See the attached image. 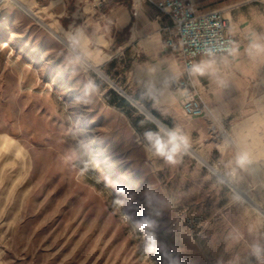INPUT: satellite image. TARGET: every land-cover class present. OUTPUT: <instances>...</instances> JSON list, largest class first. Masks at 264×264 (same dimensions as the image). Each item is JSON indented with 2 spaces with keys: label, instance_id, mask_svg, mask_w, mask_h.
Listing matches in <instances>:
<instances>
[{
  "label": "rangeland",
  "instance_id": "rangeland-1",
  "mask_svg": "<svg viewBox=\"0 0 264 264\" xmlns=\"http://www.w3.org/2000/svg\"><path fill=\"white\" fill-rule=\"evenodd\" d=\"M40 10L0 0V264H170L169 254L180 264H257L249 245L264 237V67L232 115L187 117L173 91L162 114L131 91L121 64L77 48ZM89 81L99 87L85 94ZM125 97L188 135L179 162L150 153L143 133L160 123ZM238 148L252 163L230 175ZM145 217L155 222L151 251L132 227Z\"/></svg>",
  "mask_w": 264,
  "mask_h": 264
},
{
  "label": "crops",
  "instance_id": "crops-1",
  "mask_svg": "<svg viewBox=\"0 0 264 264\" xmlns=\"http://www.w3.org/2000/svg\"><path fill=\"white\" fill-rule=\"evenodd\" d=\"M30 1L41 7V14H47L58 30L80 35L77 48H84L105 63L115 60L116 65L121 64L126 84L139 99L161 109L162 114L169 108L168 97L173 94L170 81L179 77L182 63L177 52L165 46L172 25L166 14L146 0H106L101 9H94L91 0ZM192 1L201 12L222 11L239 44L240 54L228 57L227 66L220 64L224 85L212 83L207 77L195 79L213 111L232 115L244 104L245 87L264 67V57L250 59L244 53L253 33L264 34V4L259 0Z\"/></svg>",
  "mask_w": 264,
  "mask_h": 264
},
{
  "label": "built area",
  "instance_id": "built-area-1",
  "mask_svg": "<svg viewBox=\"0 0 264 264\" xmlns=\"http://www.w3.org/2000/svg\"><path fill=\"white\" fill-rule=\"evenodd\" d=\"M158 11L166 14L172 22L170 35L165 40V46L177 52L182 63L179 77L170 81L171 89L180 97L184 114L190 118L214 117L211 108L207 105L203 92L195 79L191 78L186 69L193 63L205 58L208 48L217 52V58L227 55L224 49L236 44L230 31L229 19L222 11L201 12L192 0H146ZM106 0H91L92 7L98 9ZM104 74L100 76L109 81L112 88L118 93H126L98 66ZM107 76V77H106ZM107 78V79H106ZM123 95V94H122ZM138 110L140 103L135 97L130 100L125 97ZM146 109V108H145ZM153 115V114H152Z\"/></svg>",
  "mask_w": 264,
  "mask_h": 264
},
{
  "label": "clouds",
  "instance_id": "clouds-1",
  "mask_svg": "<svg viewBox=\"0 0 264 264\" xmlns=\"http://www.w3.org/2000/svg\"><path fill=\"white\" fill-rule=\"evenodd\" d=\"M81 39L80 35L73 37V43L78 44ZM227 53L225 56L217 58V52L213 48L205 50V58L199 62L193 63L186 69L188 75L193 79L199 77H207L210 82L217 85H224L225 81L222 78V69L220 64L228 65V57H236L240 54L239 44H231L230 47L224 49ZM244 53L250 59L264 57V34L253 33L249 38V42L244 49ZM81 59L80 56L76 57ZM98 85L94 81H89L85 85V94L96 92ZM158 130H146L143 133V139L146 146L153 156L163 159L166 163L175 164L179 162L180 157L186 154L190 149V141L188 135L179 126L175 128H167L163 125H157ZM252 163V159L247 149L238 148L233 159L228 162L227 167L230 168V175H235L241 171H247ZM123 191V189H119ZM117 203H120L118 200ZM133 229L143 234L146 242V251H151L156 245V238L152 230L155 227V222L145 217L132 225ZM264 237L254 240L249 245V254L255 258L257 264H264ZM166 261L170 264H180L179 258H173L170 254L166 256Z\"/></svg>",
  "mask_w": 264,
  "mask_h": 264
},
{
  "label": "bare ground",
  "instance_id": "bare-ground-1",
  "mask_svg": "<svg viewBox=\"0 0 264 264\" xmlns=\"http://www.w3.org/2000/svg\"><path fill=\"white\" fill-rule=\"evenodd\" d=\"M1 1H6V0H1ZM34 14H37V12L36 13H34ZM38 18H40V17H38ZM83 62H85L86 64H87V66L88 67H94L101 75H103L104 76V74H103V72L101 71V70H99V68H98V66H96V65H94V64H91V62L90 61H88V60H86V61H84V60H82ZM107 77V76H106ZM107 79V78H106ZM108 80V79H107ZM137 107L139 108V110L149 119V120H151L147 115H146V113H149L158 123H160V125H163V126H165V127H167L166 125H164V124H162L157 118H155V116L154 115H152V113L150 112V111H148L147 109H145V108H143L142 106H140V105H137ZM146 112V113H145ZM152 121V120H151ZM155 123V122H154ZM167 128H169V127H167ZM211 169H215V168H211ZM217 173H218V171H217Z\"/></svg>",
  "mask_w": 264,
  "mask_h": 264
},
{
  "label": "trees",
  "instance_id": "trees-1",
  "mask_svg": "<svg viewBox=\"0 0 264 264\" xmlns=\"http://www.w3.org/2000/svg\"><path fill=\"white\" fill-rule=\"evenodd\" d=\"M115 65H116V61H115V60L112 61V62L110 63V66H111V67H115ZM121 104H122L123 106H124V104L127 105V103H126L125 100H122V101H121Z\"/></svg>",
  "mask_w": 264,
  "mask_h": 264
}]
</instances>
